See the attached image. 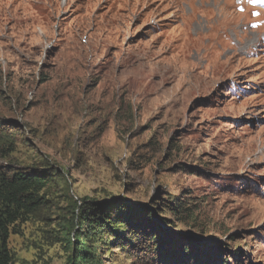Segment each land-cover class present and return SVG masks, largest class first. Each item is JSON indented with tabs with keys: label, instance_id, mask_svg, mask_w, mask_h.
I'll return each mask as SVG.
<instances>
[{
	"label": "rangeland",
	"instance_id": "rangeland-1",
	"mask_svg": "<svg viewBox=\"0 0 264 264\" xmlns=\"http://www.w3.org/2000/svg\"><path fill=\"white\" fill-rule=\"evenodd\" d=\"M238 5L0 0V169L53 173L13 264H264V10Z\"/></svg>",
	"mask_w": 264,
	"mask_h": 264
},
{
	"label": "trees",
	"instance_id": "trees-1",
	"mask_svg": "<svg viewBox=\"0 0 264 264\" xmlns=\"http://www.w3.org/2000/svg\"><path fill=\"white\" fill-rule=\"evenodd\" d=\"M50 171V169L36 168L27 171H6L0 169V264H13L12 251L9 246L10 226L20 219H27L31 214L44 206L45 201L41 195V191L47 187L51 181L53 173ZM91 204V208L97 212L96 205L98 204H95L96 207H93V203ZM181 207L184 209L183 205ZM174 210H177L175 215L181 214L180 209L175 208ZM185 210H188V208H185L184 211ZM107 215L108 217L105 221H103L102 217L96 215V217L92 219V222L94 226H97L99 229L104 228L107 232H110L111 235L115 236L119 242H122V244H120L122 247L133 246L134 243L131 239L134 238V236L140 237L146 234L144 229L140 231L134 228L136 235L133 234L129 239L123 242L122 240L126 239L123 233L127 232L124 231L127 220L121 219L117 221V218L113 217L112 213ZM150 238L155 242H159V238L153 236V234H151ZM210 247L215 248L213 245ZM155 253L159 260H163L166 256L165 253H163L162 247L155 249ZM205 253V255L209 254L207 249ZM92 254L94 263L100 264L101 261L96 258L94 253ZM183 255L194 259L196 258L197 262L201 260L195 252H189L186 249L183 254H180V257ZM173 257H175L174 252ZM84 259L86 260V257H84ZM207 259H210V256L209 258L207 257Z\"/></svg>",
	"mask_w": 264,
	"mask_h": 264
}]
</instances>
